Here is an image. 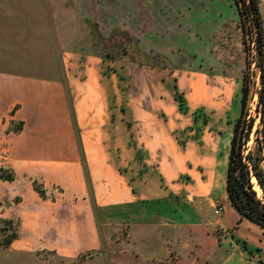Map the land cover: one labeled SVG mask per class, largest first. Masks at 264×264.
Wrapping results in <instances>:
<instances>
[{
  "label": "crops",
  "instance_id": "obj_1",
  "mask_svg": "<svg viewBox=\"0 0 264 264\" xmlns=\"http://www.w3.org/2000/svg\"><path fill=\"white\" fill-rule=\"evenodd\" d=\"M110 9L111 19L139 18ZM185 9L173 15L187 21L188 33L198 28L197 18L193 7ZM175 24L165 46L187 44L178 46L174 60L183 51L191 55L193 42L191 35L183 41L181 24ZM102 62L94 55L70 60L48 78L0 72V164L14 177L0 180V220H16L20 231L8 252L43 264L42 251L70 260L96 250L95 211L105 210L113 219L147 222L168 233L158 239V250L128 253L126 264H264V228L245 218L227 192L241 79L225 76L229 65L212 56L200 73L190 66L166 70L174 85L146 64L135 96L134 78L119 82ZM197 110L205 124L193 123ZM34 179L47 194L61 190L59 196L42 200ZM216 207L223 209L220 216ZM221 228L230 232L227 239Z\"/></svg>",
  "mask_w": 264,
  "mask_h": 264
},
{
  "label": "rangeland",
  "instance_id": "obj_2",
  "mask_svg": "<svg viewBox=\"0 0 264 264\" xmlns=\"http://www.w3.org/2000/svg\"><path fill=\"white\" fill-rule=\"evenodd\" d=\"M108 1L0 0V72H16L23 76L48 78L59 74L60 71L63 72V65L68 64L70 60L74 61L78 58L84 60L88 55L97 57L92 47L91 27L88 22L96 24L103 39L107 40L105 56L108 59L101 58L103 60L101 68L104 72L116 73L119 82H128L129 77L132 76L134 79L131 83L133 90H131L135 96L141 92L142 88V81H138L141 80V65H150L153 71L157 70V75L162 78L167 77L174 85L175 77L167 76L166 70L191 68L200 73L202 69L204 70L205 58L212 56L215 63L219 61L221 64L225 62L229 65L227 70L225 68V76L242 81V77L246 75L248 82L255 78L254 97L245 107L247 110L244 119L247 127L244 136H241V144L243 143V156L250 154L256 161L262 160L259 166L264 170V150L260 147L264 138V116L261 120L263 109L259 103L261 68H264V0H255L263 49L260 61L247 0H243L244 14L236 0H127V4L120 2L122 0H112L105 5ZM101 6L106 7L102 14L99 12ZM185 6L193 7L195 9L193 17L197 18L196 27L198 28L189 29V34L184 30L187 27V21L184 23L179 15H173L174 11L183 15L186 12ZM110 7L113 9L118 7L115 11L127 13L128 16L133 13L139 16V20L131 17L126 21L121 18L111 19ZM143 15L145 19H141ZM200 19L204 21L201 22ZM175 22L181 24L183 41L187 37L184 35H191L193 41L190 47H185L192 49L191 55L189 51H183L181 54L184 56L181 58L178 55L179 59L176 60L174 55H177L179 51L178 46L183 47L185 43L187 44V40L178 46L173 44L172 40L165 46L169 43L165 37L173 39ZM125 27L131 29V33ZM164 30L171 35L163 34ZM117 31L118 34L115 35ZM208 41L209 46L212 47L206 54L205 47H208ZM213 73L216 74V72ZM242 86L243 82H241L240 113ZM122 90L125 92L127 87ZM250 124H252L251 127ZM12 129L14 132L19 130L15 127ZM248 166L250 167V164ZM0 169L13 175L6 164H0ZM123 169L125 168H121ZM252 178L251 176L250 183L252 181L253 190L264 205L263 193ZM32 186L34 191L36 188L43 191L44 196L35 192L42 200L49 199V202H53L54 196H59L61 191L55 192L57 189L53 188L47 194L40 180L36 179L32 181ZM16 202H18L17 199ZM107 213L105 210L95 211V224L101 238L98 249L86 250L80 256L70 260L58 258L55 251H49V253L42 251L43 258L40 262L43 264H126L128 253L156 251L159 248L158 239L168 235L155 226H149L147 222L133 223L127 219H113L111 214ZM13 223L19 236V224L16 220ZM1 241L3 239L0 238V264L37 263L36 259L19 257L15 255L16 253L8 252L6 248L1 247ZM112 253L123 254L119 258L112 256ZM81 256L85 257L81 258Z\"/></svg>",
  "mask_w": 264,
  "mask_h": 264
},
{
  "label": "trees",
  "instance_id": "obj_3",
  "mask_svg": "<svg viewBox=\"0 0 264 264\" xmlns=\"http://www.w3.org/2000/svg\"><path fill=\"white\" fill-rule=\"evenodd\" d=\"M252 8L255 13V19L258 26V45L257 49L260 52L259 61L262 59L263 49H262V40H261V26L258 20V11L256 7L255 0H251ZM91 27V41L92 47L95 50L98 57L103 59H108L105 56V45L107 43L106 39H103L99 31L97 30V25L91 22H88ZM118 34V31L115 32V35ZM103 50V51H102ZM142 55V54H141ZM105 56V57H104ZM260 66V63H259ZM242 99H241V113L239 118L234 124V132L233 138L231 141V150L229 156V168H228V176H227V192L229 195V199L231 204L247 219L252 222L257 223L261 227L264 228V205L259 198L256 197V192L252 190L253 183L250 178L251 176L256 181L259 190L263 193L264 199V170L259 166V163L262 161H256L249 154L247 156H243V143L238 146L237 138L239 133H241L242 137L244 136L245 128L247 127L245 121V107H246V98L248 93V78L246 75L242 77ZM175 101L179 106V110L181 112L185 111V104L183 98L175 94ZM259 103L262 106V115L261 120H263L264 116V68H261V90L259 93ZM205 124V117L202 116L201 110H197L193 113V123ZM250 127L252 124L249 125ZM262 150H264V138L263 143L260 145ZM247 162V163H246ZM250 164V167L248 166ZM13 176L11 173H6V171L0 169V180L11 182L13 180ZM252 178V179H253ZM40 196H44V192L40 191L36 188L35 190ZM18 237L16 227L14 226L13 221L11 220H0V238L3 239L1 241V247H8L14 240ZM85 256H81V258Z\"/></svg>",
  "mask_w": 264,
  "mask_h": 264
},
{
  "label": "water",
  "instance_id": "obj_4",
  "mask_svg": "<svg viewBox=\"0 0 264 264\" xmlns=\"http://www.w3.org/2000/svg\"><path fill=\"white\" fill-rule=\"evenodd\" d=\"M236 1L238 2L239 8H240L242 14H244V12H243V0H236ZM247 4H248V8H249V11H250V14H251V18L250 19H251V23H252V26H253V32H254V37H255V40H256V45H258V35H259L258 34V26H257V23H256L255 13H254V10L252 8L251 0H247ZM256 51L258 53L257 55L259 56L260 52H259V49H257V47H256ZM254 92H255V78L248 82V93H247V98H246V107H247V104L254 97ZM246 110L247 109L245 108V113H246ZM241 136H242L241 133H239L238 138H237V145L238 146L241 143ZM262 143H263V141H262ZM252 190H253V188H252ZM256 197H257V195H256Z\"/></svg>",
  "mask_w": 264,
  "mask_h": 264
},
{
  "label": "built area",
  "instance_id": "obj_5",
  "mask_svg": "<svg viewBox=\"0 0 264 264\" xmlns=\"http://www.w3.org/2000/svg\"><path fill=\"white\" fill-rule=\"evenodd\" d=\"M222 211H223L222 207H216L215 210H214V214L216 216H220ZM219 231H220V234H221V236L223 238L227 239L230 236V232L228 230H226V229L221 228Z\"/></svg>",
  "mask_w": 264,
  "mask_h": 264
}]
</instances>
